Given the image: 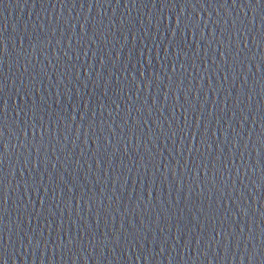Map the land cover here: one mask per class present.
Instances as JSON below:
<instances>
[{"label": "water", "instance_id": "95a60500", "mask_svg": "<svg viewBox=\"0 0 264 264\" xmlns=\"http://www.w3.org/2000/svg\"><path fill=\"white\" fill-rule=\"evenodd\" d=\"M0 264H264V0H0Z\"/></svg>", "mask_w": 264, "mask_h": 264}]
</instances>
